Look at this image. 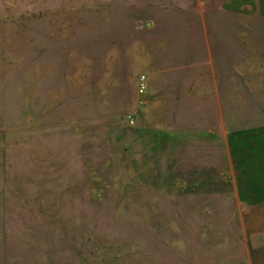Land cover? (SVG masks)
Segmentation results:
<instances>
[{
    "label": "rangeland",
    "instance_id": "374dc122",
    "mask_svg": "<svg viewBox=\"0 0 264 264\" xmlns=\"http://www.w3.org/2000/svg\"><path fill=\"white\" fill-rule=\"evenodd\" d=\"M142 4L0 0V264H234L264 244L233 190L264 172V16Z\"/></svg>",
    "mask_w": 264,
    "mask_h": 264
},
{
    "label": "crops",
    "instance_id": "0c3cea01",
    "mask_svg": "<svg viewBox=\"0 0 264 264\" xmlns=\"http://www.w3.org/2000/svg\"><path fill=\"white\" fill-rule=\"evenodd\" d=\"M159 0H143L142 6L149 7V8H191L195 7V3L198 2L199 5H201L203 2H214L217 7L221 10V13L233 15V9L241 10L242 8H245L247 11V14H260L264 16V0H161V1H167V3H158ZM182 21L179 18L176 17H151L147 18L144 21L145 27L147 25H154V24H167V25H176L181 24ZM150 35L152 34V27L148 28L147 31ZM166 32L171 34L169 35L170 39L175 40H181L182 39V30H177V28L169 27ZM194 36V33H192ZM190 33V35H192ZM171 47V45H170ZM169 47H146L144 48L146 51H144L145 55L152 56V55H168L172 54V52H167L166 49ZM231 140L233 142V137H231ZM230 144V143H229ZM233 145V143H232ZM231 145V146H232ZM263 171V170H262ZM242 171H240L241 173ZM263 175H258V180L261 182L259 185H253V181L249 182L250 185L248 188H241L240 185H238V175H236L235 179H233V190H234V196L237 200L244 203L246 206L249 207L251 215H261L264 217V172H261ZM235 182V183H234ZM264 223V218L263 222ZM251 231H263L264 225L261 227L251 228ZM234 264H264V244L259 246L256 249H250L247 258L243 262H237Z\"/></svg>",
    "mask_w": 264,
    "mask_h": 264
},
{
    "label": "built area",
    "instance_id": "2783aa9c",
    "mask_svg": "<svg viewBox=\"0 0 264 264\" xmlns=\"http://www.w3.org/2000/svg\"><path fill=\"white\" fill-rule=\"evenodd\" d=\"M145 90H146V86L144 85V77H141L139 85H138V92L142 94L144 93Z\"/></svg>",
    "mask_w": 264,
    "mask_h": 264
}]
</instances>
